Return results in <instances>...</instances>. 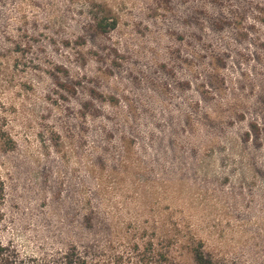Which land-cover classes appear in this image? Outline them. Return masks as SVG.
Returning a JSON list of instances; mask_svg holds the SVG:
<instances>
[{
  "label": "rangeland",
  "instance_id": "rangeland-1",
  "mask_svg": "<svg viewBox=\"0 0 264 264\" xmlns=\"http://www.w3.org/2000/svg\"><path fill=\"white\" fill-rule=\"evenodd\" d=\"M200 243L264 264V0H0V257Z\"/></svg>",
  "mask_w": 264,
  "mask_h": 264
},
{
  "label": "trees",
  "instance_id": "trees-1",
  "mask_svg": "<svg viewBox=\"0 0 264 264\" xmlns=\"http://www.w3.org/2000/svg\"><path fill=\"white\" fill-rule=\"evenodd\" d=\"M117 20L109 17H102L97 20V27L101 32H109L117 27ZM88 219H92V215L88 216ZM175 239V238H174ZM189 257L194 261L195 264H221L216 261L215 258L207 254L202 246V243L195 246H189L188 248ZM176 256V252H175ZM178 258V257H175ZM0 264H8L7 260L0 257Z\"/></svg>",
  "mask_w": 264,
  "mask_h": 264
}]
</instances>
